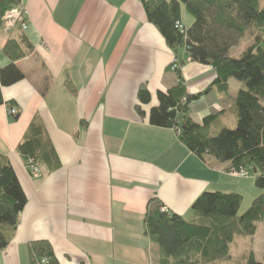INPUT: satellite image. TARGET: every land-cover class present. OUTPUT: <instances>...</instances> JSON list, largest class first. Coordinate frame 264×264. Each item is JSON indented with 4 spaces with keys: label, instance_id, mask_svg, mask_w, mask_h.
Returning a JSON list of instances; mask_svg holds the SVG:
<instances>
[{
    "label": "crops",
    "instance_id": "0c3cea01",
    "mask_svg": "<svg viewBox=\"0 0 264 264\" xmlns=\"http://www.w3.org/2000/svg\"><path fill=\"white\" fill-rule=\"evenodd\" d=\"M20 7L26 28H0V68L10 62L7 39L24 34L32 48L15 62L23 78L1 87L0 154L27 201L0 264H37L31 250L37 242L50 244L51 264H159V247L144 230L151 198L191 219L202 192L238 193L240 208L246 194L251 202L264 194L256 185L260 173L241 176L228 162L203 160L176 129L149 123L158 92L179 80L170 69L175 55L148 21L143 0H21ZM180 75L185 91L200 95L190 105L194 122L214 115L213 133L236 126L238 84L230 80L229 90L219 91L211 66L186 56ZM143 85L147 104L138 97ZM35 118L59 159L54 169L38 166V178L18 151ZM240 208L239 214L246 210ZM250 251L262 261L264 219L252 236L236 237L230 258L216 264H239Z\"/></svg>",
    "mask_w": 264,
    "mask_h": 264
},
{
    "label": "trees",
    "instance_id": "16d2710c",
    "mask_svg": "<svg viewBox=\"0 0 264 264\" xmlns=\"http://www.w3.org/2000/svg\"><path fill=\"white\" fill-rule=\"evenodd\" d=\"M21 0H0V28L3 16ZM149 22L153 23L175 57L209 65L215 72L212 86L221 92L230 88V80L238 84L234 108L236 126L212 131L214 115L198 124L190 117L191 102L199 94H189L182 83L180 68L176 86L157 94L158 105L149 112V123L174 128L179 139L199 158L207 156L228 162L240 169L260 173L256 185L264 187V0H143ZM182 12L192 17L187 25ZM20 25V24H19ZM21 27V26H20ZM249 37L238 53L235 48ZM245 44V43H244ZM32 44L24 34L9 38L3 52L9 63L0 68V105L4 103L1 87L11 86L23 78L15 62L25 57ZM142 104L151 95L145 85L138 90ZM13 102H9L12 106ZM139 111L140 108H139ZM142 112V111H141ZM18 151L36 166L59 165L55 150L38 118L33 119ZM28 167V166H27ZM29 169V168H28ZM27 201L16 173L0 154V249L9 242L18 216ZM242 196L238 193L202 192L192 203L193 217H184L163 209L161 202L151 198L144 217L145 234L160 251L159 264H216L230 258V244L236 237L252 236L256 224L264 219V194L255 197L239 214ZM34 261L48 257L54 262L47 242L31 245ZM239 264H264L252 251L238 259Z\"/></svg>",
    "mask_w": 264,
    "mask_h": 264
},
{
    "label": "built area",
    "instance_id": "2783aa9c",
    "mask_svg": "<svg viewBox=\"0 0 264 264\" xmlns=\"http://www.w3.org/2000/svg\"><path fill=\"white\" fill-rule=\"evenodd\" d=\"M6 18V24L7 26H12L16 23L20 24L21 28L22 29H25L26 28V24L24 22V13L21 9L20 6L18 7H15L9 11H7L5 13V16ZM181 61L180 59H178L177 57H174L173 61H172V64L170 66V69L172 71H175L176 69H179L181 68ZM8 112L10 115H16L17 113V110L13 107H10L8 109ZM28 168H29V172H30V175L34 178H38L40 176V170H39V167L34 165L32 163V160H29L28 162ZM239 175L241 176H244V175H248L249 173L244 170V169H240L239 171H236ZM37 264H51V260L48 258V257H41L37 260Z\"/></svg>",
    "mask_w": 264,
    "mask_h": 264
},
{
    "label": "rangeland",
    "instance_id": "374dc122",
    "mask_svg": "<svg viewBox=\"0 0 264 264\" xmlns=\"http://www.w3.org/2000/svg\"><path fill=\"white\" fill-rule=\"evenodd\" d=\"M5 16V15H4ZM3 16V18H2V20H3V26H5V27H10V26H7V24H6V18ZM182 19L184 20V22L187 24V25H189L191 22H192V17L190 16V15H188V14H186V12L185 13H183L182 12ZM16 24H18V23H16ZM16 24H14V25H16ZM14 25H12V26H14ZM2 26V27H3ZM249 37H246V39H244V40H242L241 41V44H239L236 48H235V50H234V53H238L240 50H242L244 47H246V45L248 44V39ZM245 43V44H244ZM245 198H244V202L242 203V206H241V208H240V211H243V210H245V209H247L248 208V204L251 202V199H252V197L253 196H250L249 194H246L245 196H244ZM247 206V208H245ZM245 208V209H244ZM234 246L235 245H232V247H231V254H233V250H234Z\"/></svg>",
    "mask_w": 264,
    "mask_h": 264
},
{
    "label": "water",
    "instance_id": "95a60500",
    "mask_svg": "<svg viewBox=\"0 0 264 264\" xmlns=\"http://www.w3.org/2000/svg\"><path fill=\"white\" fill-rule=\"evenodd\" d=\"M254 173L256 172V169H253Z\"/></svg>",
    "mask_w": 264,
    "mask_h": 264
}]
</instances>
